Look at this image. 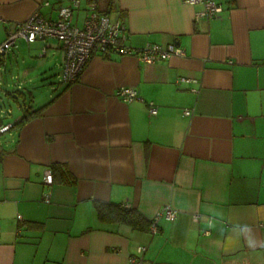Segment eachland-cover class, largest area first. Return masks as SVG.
<instances>
[{
  "label": "crops",
  "instance_id": "crops-1",
  "mask_svg": "<svg viewBox=\"0 0 264 264\" xmlns=\"http://www.w3.org/2000/svg\"><path fill=\"white\" fill-rule=\"evenodd\" d=\"M185 1L81 0L72 13L81 25L94 3L124 23L127 46L184 51L157 63L94 54L66 85L54 38L0 57L17 107L0 116V264H127L138 246L144 264H264V0H215L211 20ZM68 3L0 0V43ZM124 87L138 98L122 101ZM97 205L176 217L151 233L101 220Z\"/></svg>",
  "mask_w": 264,
  "mask_h": 264
},
{
  "label": "built area",
  "instance_id": "built-area-1",
  "mask_svg": "<svg viewBox=\"0 0 264 264\" xmlns=\"http://www.w3.org/2000/svg\"><path fill=\"white\" fill-rule=\"evenodd\" d=\"M81 0H69L67 5L58 9L55 20L41 17L34 12L28 19L18 23L14 30L9 32L6 38L0 43V57L5 56L16 46L19 39L27 42L40 40L44 42L48 38L56 39L63 50V62L59 81L62 84L70 85L75 83L89 59L94 55H133L146 64L157 63L171 57L172 55H183L184 51L174 45L166 47L155 43H147L143 47L133 48L127 46L125 41V25L121 20H112L107 14L99 12L97 6L91 3L87 14L81 25L71 20L72 13L78 9ZM190 5H201L202 9L196 12L195 16L204 17L208 20L217 18L222 7L215 0H186ZM46 47L41 48V55H44ZM182 81L195 82L193 79L180 78ZM116 95L124 102H131L138 98L135 88H119ZM151 115L157 113V108L152 103L148 106ZM190 110H185V115H190ZM10 126L0 127V133L9 130ZM46 184L52 183V172L47 170L44 175ZM176 217V211L169 205L162 207L150 220V232L157 231V223L161 219L172 221ZM145 247L138 246L137 254L129 257L127 264H144Z\"/></svg>",
  "mask_w": 264,
  "mask_h": 264
},
{
  "label": "trees",
  "instance_id": "trees-1",
  "mask_svg": "<svg viewBox=\"0 0 264 264\" xmlns=\"http://www.w3.org/2000/svg\"><path fill=\"white\" fill-rule=\"evenodd\" d=\"M111 3H108L110 5ZM28 116H24L22 121H24ZM97 213L101 220L116 222L119 224H126L134 229L149 230L150 220L143 219L139 213L134 209L124 208L122 206H114L106 209L101 205H97Z\"/></svg>",
  "mask_w": 264,
  "mask_h": 264
},
{
  "label": "rangeland",
  "instance_id": "rangeland-1",
  "mask_svg": "<svg viewBox=\"0 0 264 264\" xmlns=\"http://www.w3.org/2000/svg\"><path fill=\"white\" fill-rule=\"evenodd\" d=\"M3 90H4V87L0 90V116L1 117L6 115L7 109L11 108L14 111L17 109L15 103L10 102L6 99V97L3 94L4 93ZM5 90L10 92L12 89H5Z\"/></svg>",
  "mask_w": 264,
  "mask_h": 264
}]
</instances>
